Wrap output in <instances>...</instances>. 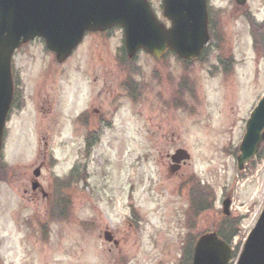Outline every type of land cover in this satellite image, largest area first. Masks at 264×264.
Masks as SVG:
<instances>
[{
	"label": "rangeland",
	"instance_id": "obj_1",
	"mask_svg": "<svg viewBox=\"0 0 264 264\" xmlns=\"http://www.w3.org/2000/svg\"><path fill=\"white\" fill-rule=\"evenodd\" d=\"M150 1L167 22L162 0ZM208 3L219 39L190 67L171 53L157 61L139 52L132 75L143 87L138 101L120 87L130 76L120 28L87 34L61 64L41 39L15 53L16 101L0 159V264H182L190 243L222 223L227 198L229 219L239 222V257L264 207V142L261 158L245 169L237 159L264 96V0ZM183 74L195 94L171 105ZM90 132L97 139L87 154ZM178 148L191 160L173 174ZM190 176L215 197L198 217L190 210ZM106 231L118 245L105 240Z\"/></svg>",
	"mask_w": 264,
	"mask_h": 264
},
{
	"label": "water",
	"instance_id": "obj_2",
	"mask_svg": "<svg viewBox=\"0 0 264 264\" xmlns=\"http://www.w3.org/2000/svg\"><path fill=\"white\" fill-rule=\"evenodd\" d=\"M247 0H237L241 5ZM164 14L172 21L171 28L161 23L147 0H0V155L4 129L14 95L12 57L23 44L37 36L60 62L71 55L88 30H105L119 24L124 28L129 57L145 49L160 58L168 48L180 57L196 59L210 40L207 0H164ZM264 140V98L248 122L241 146L239 167L256 153ZM185 150L173 157L179 170L188 159ZM40 175V169L35 171ZM33 184V188L38 187ZM231 200L224 202L229 215ZM107 241H113L110 232ZM117 243V242H115ZM233 250L216 233L202 235L195 246L193 264H229ZM237 264H264V209L244 245Z\"/></svg>",
	"mask_w": 264,
	"mask_h": 264
},
{
	"label": "trees",
	"instance_id": "obj_3",
	"mask_svg": "<svg viewBox=\"0 0 264 264\" xmlns=\"http://www.w3.org/2000/svg\"><path fill=\"white\" fill-rule=\"evenodd\" d=\"M216 28H217V26L215 24V21H211L212 37L216 38L218 40L219 37L216 33ZM256 38H257V35H256ZM90 148L91 147L89 146L88 150H90ZM0 171H1V169H0ZM214 201H215V197H214L213 193L207 194L201 190V213L212 208ZM193 202H194V199H193ZM194 203H195V205H197V200H195ZM216 231L222 239L229 241V242H232L233 239L239 233V222L230 220L229 218H223L222 223L218 226ZM192 257H193V244L190 243V247H188V249L186 251V257L183 259L182 264H192Z\"/></svg>",
	"mask_w": 264,
	"mask_h": 264
},
{
	"label": "flooded vegetation",
	"instance_id": "obj_4",
	"mask_svg": "<svg viewBox=\"0 0 264 264\" xmlns=\"http://www.w3.org/2000/svg\"><path fill=\"white\" fill-rule=\"evenodd\" d=\"M108 33V32H107ZM106 34V33H105ZM185 80V75H181V81L184 82ZM126 82H128V85H125V82L121 83L120 84V87L122 88H125L127 89V91H130V89L133 90V93L134 95H136V97L138 96V93H139V85H136V80L134 79H127ZM179 86H182V85H179ZM119 87V86H118ZM118 87H117V90H118ZM115 96V95H114ZM101 120L103 121H106L105 120V116H101ZM97 136L96 133H92L89 137L86 136V140L89 138V139H94L95 137ZM169 164L171 165V162H169ZM186 165V164H183V166ZM200 190H201V184H200Z\"/></svg>",
	"mask_w": 264,
	"mask_h": 264
}]
</instances>
